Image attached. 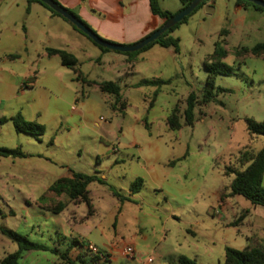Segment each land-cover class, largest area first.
<instances>
[{"label":"rangeland","instance_id":"obj_1","mask_svg":"<svg viewBox=\"0 0 264 264\" xmlns=\"http://www.w3.org/2000/svg\"><path fill=\"white\" fill-rule=\"evenodd\" d=\"M158 1L172 13L181 6L180 0ZM229 1V7L224 0L218 1L214 20L206 18L201 23L194 14L188 24H181L171 34L181 39L180 51L175 56L169 54L172 49L154 45L149 52L136 57L105 52L108 54L103 62L85 63L78 69L82 77L88 76L96 83L118 81L126 102L122 112L114 107L113 96L94 84L77 80V74L61 66L59 57L39 60L36 50L42 36L37 29L26 35L22 7L25 1L0 0V119L21 114L27 121L45 127L42 140L37 141L17 133L12 121L0 126V148H20L27 155L0 158V227L49 248L32 252L22 264H69L64 260L59 263L51 252L56 247L75 248V235L65 219L68 210L57 215L45 208L62 202L79 215L82 209L87 212L86 204L78 206L81 202L48 192L50 185L73 172H99L101 179L103 175L109 176L107 185H89L96 203L103 197L105 210L98 211L83 225L79 223L78 229L101 251L117 247L115 259L102 264H147L152 246L163 243L162 239L166 249L187 256L199 248V262L203 264H223L227 247L241 250L248 245L250 222L258 218H246V211L254 213L250 201L239 195L230 197L234 176L225 175V171L236 166L240 152L257 153L264 148V136H250L245 122L246 118L264 121V55L235 54L237 49L264 43V11L250 6L243 13L247 17L245 27H231L235 0ZM222 30L228 33L221 36ZM81 37L94 51L100 49L86 36ZM221 40H225L223 46L229 52L223 62L233 68L234 75L217 76V97L197 107L193 126L170 130L166 121L171 111L176 107L182 115L191 92L201 98L208 74L205 65ZM80 54L81 59L87 58ZM130 57L135 59L133 64ZM156 60L164 66H157ZM33 71H37L36 76L29 75ZM35 77L32 88L30 80ZM141 79H164L171 83L161 87L155 97V87H131ZM184 155L186 160L177 167L167 166ZM143 157L158 159L166 172L159 181L149 179ZM137 177L145 180L140 194L148 204L145 215L137 214L138 220L134 205L114 194L127 196ZM182 185L190 188L189 193H177L176 188ZM160 188L168 194L164 196ZM226 188L223 208L214 193ZM42 197L45 200L41 201ZM149 205L157 206L158 211ZM91 213L93 210L88 214ZM1 228L0 260L18 250V244ZM135 234L138 248L146 254L141 255L136 249L135 258L125 257L120 250L132 244ZM142 237H148V241ZM257 242L264 244L258 239ZM153 264L162 263L155 260Z\"/></svg>","mask_w":264,"mask_h":264},{"label":"trees","instance_id":"obj_2","mask_svg":"<svg viewBox=\"0 0 264 264\" xmlns=\"http://www.w3.org/2000/svg\"><path fill=\"white\" fill-rule=\"evenodd\" d=\"M57 4L62 6L57 0H54ZM194 0H180L181 10L187 8ZM210 0H203L199 6L190 14V16L186 17L182 22L174 26L173 28L166 31L158 40L144 47L142 50L133 52V53H125L126 55L136 57L141 53H144L151 49L154 45H158L162 48L173 49L176 54L180 51L181 41L179 38L173 37L171 34L181 25L187 23L189 18L193 16L198 10H200L203 6L207 4ZM238 4L244 6L247 9L250 6H253L258 11H264L263 8L254 5L253 3L247 2L245 0H235ZM29 3H39L48 9L54 16L60 17L66 20L64 17L50 9L46 4L40 2L39 0H29ZM150 8L152 14L158 16L163 24L166 23L170 18H172L177 13H172L168 10L163 9L158 0H149ZM63 7V6H62ZM69 13L75 15L84 25L92 29L85 21H83L77 14H75L72 10L63 7ZM179 11V12H180ZM70 23V22H69ZM71 24V23H70ZM162 24V25H163ZM72 27L82 35L80 30H78L73 24ZM162 27V26H161ZM160 27V28H161ZM92 31L97 34L96 31L92 29ZM228 33V30H222L220 32L221 36H224ZM151 34V33H150ZM98 35V34H97ZM99 36V35H98ZM148 36V35H147ZM90 39L88 36H86ZM145 38V37H144ZM143 38V39H144ZM91 40V39H90ZM92 41V40H91ZM93 42V41H92ZM94 43V42H93ZM225 40H221L217 45L213 52V54L209 57L208 63H206L205 67L207 70V79L206 86L204 91L201 92V98L198 97L197 93L191 92L186 100H185V110L183 114L180 115L179 110L175 107L170 115L167 118V126L172 131H179L183 128V126H193L196 119V109L199 106H205L210 102L214 101L217 95L215 94V81L217 76H232L234 75L233 68L223 62V60L228 56L229 52L223 46L225 44ZM95 44V43H94ZM98 46L97 44H95ZM103 52H110L111 50L102 48L98 46ZM49 55L55 56L57 55L61 64L72 70L75 74H77V79H81L83 82L88 84L98 85L100 90L103 93L109 94L115 98L114 107H119V109L123 112L126 109V102L122 96V87L118 81H103L100 83L87 81L82 77L80 73H78L79 61L72 54L64 50H55L51 49L48 51ZM237 57H242L247 54H252L254 56L260 57L264 55V43L258 44L253 48H241L235 51ZM130 57L129 61L133 64L135 59ZM133 68V66H131ZM171 83V80H163V79H142L138 82L135 87H143V86H151L155 87L156 91L154 96L156 97L159 93V89L165 85ZM25 86V85H23ZM223 91V90H222ZM151 106H153L151 104ZM9 121L13 122L14 128L17 133H23L32 136L37 141H41L42 137L45 133V127L35 121H27L21 114H18L10 119L5 117L0 119V126L8 123ZM247 131L250 136H264V121L256 122L253 119L246 118L245 119ZM148 126V125H147ZM25 155L20 148L16 149H8V148H0V158H25ZM237 164L234 168L227 167L225 174L227 176L233 175L234 180L230 185V195L232 196H242L246 198L254 207H261L264 210V186H263V177H264V148L257 153H251L248 150L242 151L236 157ZM98 182L100 184H106L104 180H102L97 174L94 175H86L83 173L73 172L72 176L60 178L56 182H54L48 189V192L53 193L57 196L66 195L71 201H79L87 205L89 212L92 211V202L90 199V192L88 187L90 184ZM144 186V180L142 178H137L130 187V191L133 194H137L141 191ZM114 194L121 199L125 200L119 193L114 192ZM223 198V196H222ZM41 201L45 200V197L40 199ZM66 208L65 203L59 202L54 207L45 208L46 210L54 213L60 214ZM1 228V227H0ZM2 232L12 241L18 244V250L14 253L8 254L4 258L0 260V264H22L24 256L28 252H36V251H49L44 245H40L34 243L28 239L27 236H23L13 231H7L2 229ZM73 244L84 247L85 244L83 242H79L76 239H73ZM52 253H57L56 250H52ZM90 253L85 250L83 253H80L74 260H72L69 256V252L61 255V259L69 264H102L100 258L98 256H94L91 254L90 259H88V255ZM110 260H106L108 262ZM177 264H198L196 259L189 258L185 255L179 256L177 260ZM223 264H264V244L257 242V239L251 238L248 240V245L241 249H235L231 247H227L225 249V259Z\"/></svg>","mask_w":264,"mask_h":264},{"label":"crops","instance_id":"obj_3","mask_svg":"<svg viewBox=\"0 0 264 264\" xmlns=\"http://www.w3.org/2000/svg\"><path fill=\"white\" fill-rule=\"evenodd\" d=\"M24 1L25 3L24 6L22 7L25 8L26 35L29 36L32 31H35V29H37L38 33L42 36L41 41H39L40 42L39 48H37L38 50H36L37 51L36 56L39 60H45V59L52 60V58L58 57L57 55L51 56L48 53L49 50L55 49V50H64L69 53H72L79 61V68L85 63L103 62L106 54L108 53H105L100 49H97V51L91 49L92 47H90V45L86 41H84L83 37H81L82 35H80V33L77 32L70 23H67L66 21H64V19H61L60 17L54 16L48 9H46L39 3H29V0H24ZM57 1L63 7L70 9L75 14H77L94 31H96L100 37L119 44L128 45L132 43H137L140 40H142L144 37L149 35L150 33L159 29L163 24L162 20L158 16L152 14L149 0H57ZM218 1L219 0L208 1L207 4L203 6L200 10H198V12H196L194 16H199V21L201 23L205 22L206 18H213L216 15V7ZM224 1L226 3V6L229 7L231 1L229 0H224ZM16 6L20 8L19 4H16ZM180 9L181 6L176 8V10H174L175 12L173 13H178ZM248 11H249V7L245 9L244 6L238 4L236 1H233V14L235 17L233 18L231 27H245L247 22V17L243 13H246ZM212 20H214V18ZM52 27H56L57 30L53 29ZM150 50L151 49H149L146 52H149ZM80 53L86 54L87 58L85 60L81 59ZM169 54L175 56L176 53L173 50L170 51ZM110 58L115 59L117 57H110ZM156 62H157V66L159 67L164 66L161 60H156ZM61 66L66 69V67H64L62 64ZM29 75L36 76L37 71L30 72ZM83 78L86 79L87 81L95 82L94 80L88 79V76H83ZM36 79H37L36 77L31 78L30 87L34 88ZM138 82L132 83L131 87H135V85ZM94 86H98V85L94 84ZM132 146L136 148L137 151H141V149L137 144L133 143ZM186 157L187 155H184L176 160H173L167 166L175 168L179 163L184 162L186 160ZM98 161H100L99 158ZM117 162L118 161H115V163ZM143 162L145 164L149 179L153 181L155 180L156 182L159 181L160 177H162V175L164 176V174L166 173L159 164L157 158L152 159L151 157H143ZM76 173H82V172H76ZM98 173L99 172H97V174ZM71 176H69V178ZM102 177H103L102 180H104L106 183L104 185H107V179L109 176L103 175ZM49 187L47 189H49ZM176 190L178 194L184 195L189 193L190 188L182 185L177 187ZM226 190L227 188L223 191H216L214 193L215 198L218 201V204L219 205L222 204L223 208L226 207L227 198L224 196ZM89 192H90V199L92 202L93 213L89 215L88 214L89 209L87 210V212L85 211V209H82L83 211H81V215H79L77 211H74V209L69 210L68 207L63 212H61L64 213L66 210H68L67 211L68 215H66L65 219H67L66 223L70 227H72L71 229L75 235V237L72 239H76L79 242H83L85 246L81 247L79 245H75L73 244V240H72V244L75 246L74 249L66 246H64V248L56 247L54 250L57 251L55 255L59 263H62L63 261L61 259L62 254L69 252L70 258L74 260L80 253H83L86 250L87 244L91 243L95 245L91 240L86 238V236L83 234L81 230H78L80 229L81 225H83L85 222H88L93 216L97 215L98 211L101 210L103 212L106 208L103 202L104 200L103 197L100 198L101 201L99 203H96L92 197V192L90 190ZM140 192L137 194H133L130 191V193L127 196H124L125 201L127 203L134 205L136 211V216H135L136 220L139 219L137 217V214H139L138 215L139 217L145 215L144 213L145 206H148L145 199L141 196ZM160 192L164 196L168 194V192L164 191L161 188H160ZM230 192L231 191H229L228 194H230ZM230 197H232V195ZM82 204L84 203H80L77 205L81 206ZM150 208H152L155 211H158L157 206H150ZM253 208H254L253 214L249 211H246L248 213L246 218H252L253 220L255 218H258L259 221H261L262 223L261 222L258 223L257 221L258 219L254 220L253 222H250V225L252 227L251 236H247L246 241H248L251 238L258 239L259 241H264V210L262 211L258 209V207H253ZM79 223H81V225H79ZM189 232L194 236L197 235L196 232L194 231L189 230ZM142 240L148 241V237H142ZM162 242L164 243L165 239H162ZM163 243L152 246L150 250L152 254L149 256L150 257L149 259H151L152 261L148 262L147 264H153L155 260H159V262H161L162 264H177V260L179 256L184 255L181 254L178 250L166 249ZM130 245H132L135 248V250L137 249L138 251H140L141 255L142 253L146 254V252L138 248V234H135L133 238V242ZM116 249H117L116 246L105 248V252L107 251L112 254V258L110 260L115 259ZM207 249L208 251L211 249V242H208ZM198 251L199 248H197L194 254L190 256L187 255L185 256L192 259H196L198 261V264H203L199 262ZM31 253L32 252L26 253L24 258L28 257Z\"/></svg>","mask_w":264,"mask_h":264},{"label":"water","instance_id":"obj_4","mask_svg":"<svg viewBox=\"0 0 264 264\" xmlns=\"http://www.w3.org/2000/svg\"><path fill=\"white\" fill-rule=\"evenodd\" d=\"M40 2L46 4L50 9L64 17L71 24H73L78 30H80L83 34L88 36L95 44L98 46L111 50L117 51L121 53H133L142 50L144 47L158 40L166 31L173 28L180 22H182L186 17L190 16V14L199 6V4L203 0H194L187 8L181 10L172 18H170L166 23L162 25L161 28L152 32L144 39L135 43L134 45L124 46L122 44H118L115 42H111L103 39L102 37L95 34L92 29L84 25L75 15L66 11L62 6L57 4L54 0H39ZM247 2L253 3L264 9V0H245Z\"/></svg>","mask_w":264,"mask_h":264},{"label":"built area","instance_id":"obj_5","mask_svg":"<svg viewBox=\"0 0 264 264\" xmlns=\"http://www.w3.org/2000/svg\"><path fill=\"white\" fill-rule=\"evenodd\" d=\"M86 250L94 255V256H98L100 258V261H106V260H110L112 258L111 253L109 252H105V251H101L99 250V248H97L95 245L89 243L86 245ZM121 254L125 257L128 258H135L136 257V250L132 245H126L124 248H122L121 250ZM152 260L149 259L148 262H151Z\"/></svg>","mask_w":264,"mask_h":264}]
</instances>
